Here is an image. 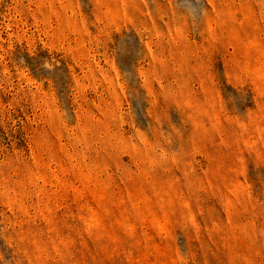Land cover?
I'll return each mask as SVG.
<instances>
[{
  "label": "rangeland",
  "instance_id": "374dc122",
  "mask_svg": "<svg viewBox=\"0 0 264 264\" xmlns=\"http://www.w3.org/2000/svg\"><path fill=\"white\" fill-rule=\"evenodd\" d=\"M0 264H264V0H0Z\"/></svg>",
  "mask_w": 264,
  "mask_h": 264
}]
</instances>
